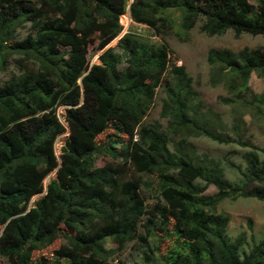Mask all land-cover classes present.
Wrapping results in <instances>:
<instances>
[{"label": "trees", "instance_id": "obj_1", "mask_svg": "<svg viewBox=\"0 0 264 264\" xmlns=\"http://www.w3.org/2000/svg\"><path fill=\"white\" fill-rule=\"evenodd\" d=\"M127 1L0 0V72L10 65L18 70L0 79V259L33 264L34 252L62 239L69 264H111L146 215L135 176L153 175L164 203L156 206L159 229L166 232L170 224L178 242L165 264H264V237L240 253L246 234L229 238V216L215 212L225 199L264 204V146L245 137L243 118L227 125L205 107L184 67L170 66L164 43L126 33L100 52L99 64L87 59L90 45L100 51L121 32L119 17L122 24L131 18L161 33L171 29L163 13L174 10L185 32L200 23L207 36L231 30L237 38L264 37V13L247 0H132L129 17ZM255 1L264 10V0ZM206 62L212 85L229 83L230 96L220 103L247 108L264 121V92L248 86L251 73H264V50L210 49ZM160 86L166 126H146L143 118ZM58 107H64L61 119ZM107 129L113 139L97 142ZM66 130L56 155L54 143ZM199 137L246 149L243 169L228 163L238 182L225 178L219 161L196 152L188 139ZM101 153L113 161L97 167ZM53 171L45 194L28 206ZM210 186L216 192L207 195ZM154 225L147 220V234ZM108 239L115 250L106 248Z\"/></svg>", "mask_w": 264, "mask_h": 264}, {"label": "rangeland", "instance_id": "obj_2", "mask_svg": "<svg viewBox=\"0 0 264 264\" xmlns=\"http://www.w3.org/2000/svg\"><path fill=\"white\" fill-rule=\"evenodd\" d=\"M132 0H128L130 4ZM249 7L261 14L264 13L255 0H247ZM128 7H126L127 13ZM171 22V29L161 30V33L154 29L134 23L130 19V23L119 24L122 26L121 32L109 42L102 50L96 51V43L88 47L87 59L89 65L99 64L98 56L104 49L114 48L123 33H131L139 36L143 41L153 44H165L168 50L169 64L183 66L187 75L192 79L193 89L198 93L200 100L205 107L212 108L218 112L227 125H230L235 116L243 118L245 122V137L253 144L259 147L264 146V121L261 118H252L247 108H241L239 105H224L220 103L219 98L229 97V83H221L212 85L210 82V74L212 68L206 62V56L210 49H228L234 53L244 48L249 50H264V37L261 35L242 34L235 38L231 30L226 31L219 36H207L200 31V23H197L190 31L185 32L180 27V14L174 10H168L163 13ZM29 30V26L19 29V36L24 37ZM18 70L16 66L10 65L4 71L0 72L1 81L8 80L13 74L16 75ZM249 89L256 94L264 92V73L259 76L256 72L251 73L248 81ZM165 98L164 88L162 86L156 88L154 100L143 118L142 123L146 126L160 124L165 127L167 120L160 117L163 99ZM64 107L57 108V115L61 118L64 113ZM68 133L65 131L61 134L55 145L56 153L60 152V147L66 139ZM109 139H113L112 130L107 129L97 136L99 143H106ZM188 142L192 144L198 154H207L209 157L219 161L223 168L224 176L230 182L239 181V173L228 166L229 162L235 166L244 168L242 154L246 149L235 144H217L207 138H190ZM95 164L101 167L106 163L112 162L113 159L107 154H98ZM141 194L146 206V215L142 217L140 227L138 228L135 238L126 243L123 249L115 250L116 244L111 240L106 241V248L114 249V253L110 258L111 264H165L164 257L178 246V242L170 224H165L167 231L159 229V217L156 213V206L163 205L160 198L155 177L153 175H141ZM55 179V171L51 172L43 181V186L50 180ZM216 189L210 186L206 194L212 195ZM43 194H37L31 198L28 206ZM215 212L217 214H226L229 216V223L226 234L233 239L240 233L246 234V243L240 248V253L248 252L254 244H257L264 237V204L255 198H236L225 199L221 201ZM155 216V217H153ZM152 219L156 222L151 229V233L147 234L144 225L147 220ZM165 223V222H164ZM66 243L62 239H57L50 246L41 251L34 252L32 255L33 264H69L68 256L62 251V246ZM144 252L146 255H144ZM148 258V259H147ZM0 264H4V260L0 259Z\"/></svg>", "mask_w": 264, "mask_h": 264}, {"label": "built area", "instance_id": "obj_3", "mask_svg": "<svg viewBox=\"0 0 264 264\" xmlns=\"http://www.w3.org/2000/svg\"><path fill=\"white\" fill-rule=\"evenodd\" d=\"M128 9H127V14H128V16H129V4H128ZM130 17V16H129ZM131 19V18H130ZM124 34H126V33H123V34H121L120 35V37H119V39L124 35ZM58 117H59V115H58ZM60 118V117H59ZM61 119V118H60ZM62 123H63V121H62ZM64 126H65V124H64ZM66 127V126H65ZM67 131V130H66ZM67 133H68V131H67ZM58 139V138H57ZM57 139H56V141H57ZM56 141H55V143H54V152H55V154L56 155H58L59 153H56V151H55V145H56ZM45 187H46V185H44V189H43V191L41 192L42 194H45Z\"/></svg>", "mask_w": 264, "mask_h": 264}]
</instances>
